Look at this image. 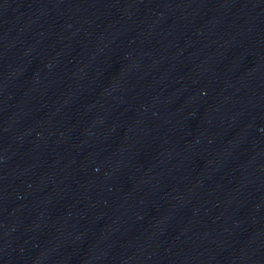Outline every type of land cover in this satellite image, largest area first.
Returning a JSON list of instances; mask_svg holds the SVG:
<instances>
[{
	"label": "water",
	"instance_id": "1",
	"mask_svg": "<svg viewBox=\"0 0 264 264\" xmlns=\"http://www.w3.org/2000/svg\"><path fill=\"white\" fill-rule=\"evenodd\" d=\"M0 264H264V0H0Z\"/></svg>",
	"mask_w": 264,
	"mask_h": 264
}]
</instances>
